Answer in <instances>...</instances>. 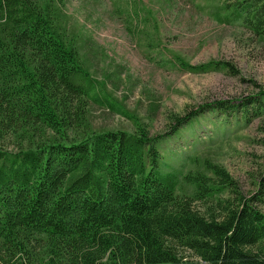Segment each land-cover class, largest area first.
Listing matches in <instances>:
<instances>
[{"label":"trees","instance_id":"16d2710c","mask_svg":"<svg viewBox=\"0 0 264 264\" xmlns=\"http://www.w3.org/2000/svg\"><path fill=\"white\" fill-rule=\"evenodd\" d=\"M224 1L236 14L224 22L238 19L264 35V0ZM65 3L0 0V139L17 145L0 147V261L264 264V211L254 204L264 199V172L259 192L233 201L220 194L235 187L228 172L208 162L216 180L186 173L192 188L181 192L180 173L160 169L163 135L135 120V132L86 130L84 106L97 90L69 37ZM181 64L197 73L228 67L223 60ZM258 93L208 102L177 116L170 130L208 109L246 111L257 101L260 110L264 90ZM199 199L206 209L192 206ZM187 248L197 259L183 255Z\"/></svg>","mask_w":264,"mask_h":264},{"label":"rangeland","instance_id":"374dc122","mask_svg":"<svg viewBox=\"0 0 264 264\" xmlns=\"http://www.w3.org/2000/svg\"><path fill=\"white\" fill-rule=\"evenodd\" d=\"M65 7L69 37L78 44L81 64L97 90L84 106L88 132H135L138 121L151 135H163L158 142L160 169L180 173L181 192L192 188L183 181L186 173L199 170L214 178L208 162L233 180L235 187L226 184L220 192L223 198L234 201L259 192L264 106L259 110L256 101L246 111L208 109L178 129L170 128L177 116L208 102L240 101L264 90V35L238 19L224 22V16L236 15L224 0H66ZM207 60H223L228 67L197 73L181 64ZM12 139H0V147L17 149ZM254 204L264 211V199ZM192 206L204 210L207 201L195 200ZM43 246L41 242L34 251L40 254ZM181 252L197 259L188 248ZM14 258L9 264H15ZM5 262L1 259L0 264ZM24 264L46 263L31 257Z\"/></svg>","mask_w":264,"mask_h":264}]
</instances>
